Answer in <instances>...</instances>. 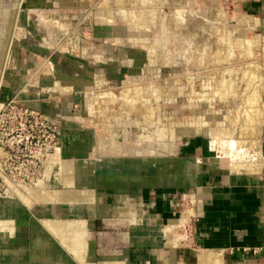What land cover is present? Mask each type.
<instances>
[{
    "label": "rangeland",
    "instance_id": "1",
    "mask_svg": "<svg viewBox=\"0 0 264 264\" xmlns=\"http://www.w3.org/2000/svg\"><path fill=\"white\" fill-rule=\"evenodd\" d=\"M10 12L17 16L13 28L9 25ZM10 33L8 51L4 53ZM1 62L5 65L1 71L0 103L3 82L16 78L11 76L14 69L24 75L23 87L27 82L38 84L43 90L47 86L51 95H55L52 90L60 87L56 101L61 100V109H67L69 115L61 114L64 118L55 119L61 130L63 122H67L69 129L75 131L76 134L66 131L70 140L79 136L80 141L71 148L63 145L57 151L65 150L66 160H71L75 149L78 152L85 144L82 153H86L90 144L91 151L77 159L76 166L85 167L78 173L83 185L75 188L69 182L59 189L91 191L92 202L100 198L109 205H114L115 196L121 193L129 204H137L135 194L142 190L141 207L147 211L153 205L150 215L153 213L151 217L159 221L154 228L142 224L132 227L117 220L119 225L111 222L115 219L105 207H96L95 216L107 221L91 222L85 238V209H64L65 216L53 219L52 216L59 215L48 208L50 204L36 205L29 188L27 193L0 192V247L4 252L10 250L6 244L8 236L16 241L19 237L8 233V220L17 217L7 212L12 201L25 210L24 214L17 211V218L32 227L38 224L32 212L44 230L35 232L32 250L33 240L26 238L29 252L22 251V257L26 255L30 260L26 264H81L70 250L85 253L89 258L87 264H198L199 252L208 251L199 248L195 236V225L204 206H198L205 196L201 190L206 192L204 189L210 188L212 193L226 185H242L244 176L249 177L251 186L264 189V128L254 129L260 151L249 163L263 166H250L248 173L224 172L229 170V159L223 154L228 150L227 141V148L212 145L206 135V130L228 128L233 118L236 120L230 127L242 124L250 116L264 117V0H0ZM43 77L44 81L49 77L45 87L39 83ZM137 87L138 96L133 92ZM9 100L22 103L18 98ZM190 124L202 125L203 129L191 131ZM172 131L181 136L173 137ZM109 141L121 145L120 153L107 149ZM135 154L152 157L159 165L164 164L162 168H167L171 178L183 180L185 177L181 178L177 171L192 162V172L198 177L196 185H122L125 189L106 186L116 172L113 166L97 167L100 172L113 171L106 174L104 184L99 182L100 185L88 178L90 173L82 163L116 159L125 160L123 168H128L130 160H136L128 157ZM59 156L56 152L55 158L51 157L53 161L60 160L58 166L50 159L47 161L44 174L47 173L48 187L51 175L60 170L63 153ZM156 166L153 164L155 169ZM92 171L94 174L96 170ZM92 184L100 187L89 190ZM26 200L29 202L25 203ZM149 200H154L153 204ZM108 210L114 216L118 209L108 206ZM69 215L77 221L66 217ZM171 223L178 226L167 230L178 240L177 245H172L174 249L165 245L162 233ZM145 233H152L150 240L136 251L141 243L130 238L134 235L145 239ZM53 247L56 255L50 254ZM2 250L0 264H7L1 257ZM222 264H264V249L224 250Z\"/></svg>",
    "mask_w": 264,
    "mask_h": 264
},
{
    "label": "crops",
    "instance_id": "2",
    "mask_svg": "<svg viewBox=\"0 0 264 264\" xmlns=\"http://www.w3.org/2000/svg\"><path fill=\"white\" fill-rule=\"evenodd\" d=\"M11 73H12L11 76L16 77V78L12 82H10V80H6L7 82H3V93L1 95V102H5L11 98H18V100H20L23 103V105H25L26 107L44 113L45 115H47L49 118H51L57 123L58 121L55 119L56 117L64 118L63 116L69 115L68 114L69 111H67V109L66 110L61 109L60 107L61 100L56 101L55 95H57V93L60 91L59 90L60 87L54 91L52 90V92L55 93V95L49 94V91H48L49 89L46 86L49 82L48 80L49 77L45 81H44L45 79L44 77L43 79H41V81L39 80V83L41 82V86H44V87L46 86V90H43V88H41L38 84L32 85L29 82L25 83V87H23L22 84H24V82L26 81V79H24V75L16 69L12 70ZM15 82L17 86L15 85ZM63 124H64V128L63 130H61L60 124L58 123L59 128H60V133H61L60 134V141H61L60 148L62 149L63 145H66L67 148H71L73 145L76 144L77 141L78 142L80 141L79 136L75 135L77 136V140H70L71 135H69L68 132L66 131L68 130L69 132L70 131L73 132L74 130L69 129L70 126H68L69 124H67V122L66 123L63 122ZM65 132L67 134V137L69 138L67 144L65 142ZM87 146H89L88 147L89 151L86 153H89L91 151L90 144H88ZM80 147L81 149L78 150V152L74 147L76 153L74 152L73 155L75 156L74 159H76V161L77 159L79 161V158L81 157L82 154H86V153H82V149L86 148L85 144ZM64 152L65 150L64 151L61 150L60 152L57 151V155L59 154L60 155L59 157H61V154L63 153V158H65L64 160H66L68 159L67 153L65 152L64 154ZM68 152L72 153V151L70 150H68ZM120 156L126 157L124 155H120ZM128 158L136 159V160H130V165L127 166L128 168H123V163L125 160H116V159L106 160L103 162L102 161H99V162L84 161L82 163L86 165L87 174L90 173L88 178L91 179V181H93L94 179L96 180L97 183L100 182L102 184H104L102 182V179H105L107 177L106 174L112 173L113 171L102 170L100 172L99 169H102V168L104 169V167L113 166L116 172L114 171L113 175L110 176L112 179L109 181L110 184H106V186L113 185L117 188L125 189L127 187H124L122 185L127 186L130 184L132 186H138L141 188L145 186L153 188L155 185L159 186V185H168V184H171L174 187L180 186V185H194V184L196 185V183L194 182H196L198 177H196V175L194 176L192 172L193 170L192 162H190L189 164L185 163V165L182 166L184 169V167L186 168V165L188 164L186 172H183V169L181 168L177 171L181 178L183 176L185 177L183 180V178L182 179L171 178L169 176L170 172L167 170V168L166 167L164 169L162 168L164 164L159 165L160 163L158 161L155 162V160H153L152 157H149L147 155H142V154L141 155L135 154V155L129 156ZM54 160L55 161L51 160L52 164L54 165L57 164L58 166L59 161L57 159H54ZM78 161H77V164H78ZM153 164L157 165L156 169L155 167H153ZM179 165L180 164H178V166ZM97 167L99 169H97ZM59 169L60 170L57 169L54 172L55 174L53 173V175H51V179H50L51 188L48 187L47 185L46 187L50 189H54V190H63L59 188L63 186L64 187L67 186L66 184L70 182V180L65 181L64 175L61 172V167ZM92 170H96L95 171L96 174L95 173L93 174ZM224 172L227 173L230 171L227 169V170H224ZM245 177L246 176L242 177L243 180H245L244 182H241L242 185L240 183H237L231 186L226 185L225 187H220L216 189V191L212 193H210V188L208 189L209 191H207V189H204L206 190V192L201 190L202 191L201 193L205 194V196L201 197V199L198 201L199 202L198 206H200V201H206V202L204 203V206L202 209V214L200 216L201 219H199L198 224L195 225L196 226L195 232L197 234V235L195 234V236L197 239L196 241L199 244V248H201L202 250H214L217 252H223L224 250L232 251L233 249H235V251L240 250V249L242 250L254 249V250L262 251L264 249V189L262 188V186H255V187L251 186L250 182H248L249 179H247L249 177L247 178ZM43 178H44V183H45L46 182L45 180L47 178V173L44 174ZM238 179L239 178H237V180ZM181 180L184 182H181ZM96 187H100V186L98 184L96 185L92 184L88 188L89 190H91V188H96ZM121 194L123 195V193ZM121 194L117 197L115 196L114 205L112 204L109 205L108 203H104V201L100 200L99 198V201L93 200V202H90L84 206L85 213L87 212V215L83 217L84 219L83 223L85 224V227H86L85 238H87L88 236L87 227L90 226L91 222H94V220H97V221L103 220L104 222L107 221L101 217L95 216L94 212H96V207L97 208L105 207L107 213L111 216V218L115 219V220H111V222H114L115 224L116 222H118L119 225L121 224V222H126V220L113 217L112 214L108 210V206H113L114 209H120L123 211H126L129 208L134 207V206L140 207L143 210V212H145L146 216L153 219L151 217V215L154 216L153 213L150 215V211H153V205H150L149 210L147 211L145 208L141 207V205H143V202H144V196L142 194V190L139 192H136L135 194L136 199L134 200L135 202H137V204H134V205H131L127 201H125L126 197L123 198ZM116 202L119 205H116ZM153 202L154 200L150 201L151 204H153ZM10 204L11 206L7 210L9 214L15 213L17 214L16 215L17 217H20L17 211L22 212L23 214L25 213L24 208H22L20 204L15 203L13 201ZM155 205H157V203H155ZM29 211L31 212V210ZM62 212L63 211H61V214H59V216H55V217L52 216V218L54 219L56 217H60L64 215L63 214L64 212L63 213ZM92 212L93 214L89 216L90 215L89 213H92ZM31 214L34 220L38 221V224L32 227H30V225L24 224L22 222V219L17 218V217L14 219L11 218L7 222L8 228H9L8 229L9 235L10 233H13L12 235L16 233V235L19 236L18 241L14 240L13 236H8V241H7L8 243L6 244L10 245V250L9 252L3 251L2 252L3 254L1 255V257H3V259L6 262H8V264H16V263L25 264L26 262L27 263L30 262L29 257H25V256L20 257L22 256V251L24 253L29 252L27 248L26 238L30 236L31 240H33V245L31 247V250H32L35 244V240H36L35 232L44 231L42 230L40 220H38L32 212ZM66 217H71L72 221L74 222L77 221L74 216L69 215ZM91 217H95V218H91ZM90 218L92 219V221L90 220ZM58 220H61V219H58ZM137 223L140 224L138 220H137ZM142 227H146L144 223L142 224ZM47 238L51 239L52 236L48 234ZM139 238H136L134 241L138 242L137 239ZM140 241L139 243L141 244H138L139 247L137 246L136 251L138 249L141 250L140 246H145L143 244L145 243V241L144 242H140ZM146 244L150 245L148 243ZM52 249L54 250V247ZM52 249L50 250V254L56 255L57 251L56 250L52 251ZM171 249H174V248H171ZM62 253L59 251V254H62ZM175 254H174V258H175ZM16 255H18L19 257H16ZM14 258L16 260H14ZM65 258H67L66 255H65Z\"/></svg>",
    "mask_w": 264,
    "mask_h": 264
},
{
    "label": "bare ground",
    "instance_id": "3",
    "mask_svg": "<svg viewBox=\"0 0 264 264\" xmlns=\"http://www.w3.org/2000/svg\"><path fill=\"white\" fill-rule=\"evenodd\" d=\"M19 2H20V0H18V3ZM75 3H73V4H75ZM101 11H103V10H101ZM8 14L11 15V19H10L9 25H11L12 28H13L14 25H15L16 17L17 16H16L15 13L13 14L11 12L8 13ZM108 18H109V16H108ZM10 37H11V33L9 35V38H8V41H7L8 42V45L5 47L4 53H7V51H8V46H9V42H10V39H11ZM3 56H4V54H3ZM4 65H5L4 62H1L0 63V80H1V73H2L1 71H3ZM130 89H131V87H130ZM133 90L134 89H132L131 91H133ZM133 92H134V95H137L138 96L139 95L138 92H140L139 91V87H137V89L135 88V90ZM130 99H132V98H130ZM128 102H130V101H128ZM125 103H127V102H125ZM257 116H256V118H257ZM258 117H260V116H258ZM254 118H255V116L253 118L250 116V117H248L246 119L247 121L242 122V124H238L236 127H235V125H233V126L230 127L231 123H234L235 120H236V118L235 119L233 118L234 120L233 119H230L229 120V124H228V128L218 130L217 131L218 133L216 131H214V130H208V131L206 130V135H208L210 137V140H211V144L212 145L213 144L214 145L216 144V145H220V146L226 147V141H227L228 150H226L223 154H224V157L225 158H228L229 159V171L231 173L234 172V171H240V172L248 173L247 171H251L250 170L251 169L250 166H254L253 168H255V166H257L259 168H261L263 166V164H261V165L249 164V163H252L253 162V160L251 159V157L253 155H255V153H257V155H258V153L260 151V144H259V141L255 138V134L256 133H255L254 129L256 127H258V126L261 127V128H264V117L263 116H262V118L260 117L261 118V119L259 118L260 120L258 118L257 119L255 118L257 121L254 120ZM146 122H148V121L146 120L145 123ZM197 125L195 124L194 126L193 125L191 126V124H190L189 125V127H190L189 129L191 131H194V132H197L196 129H200L201 127L203 129V126L202 125H201V127L199 125L198 126ZM172 134H173V137L176 136L175 138H179L181 136V134H179V132L178 133H175V132L172 131ZM107 149H110L112 151L119 152L121 150V145L119 143L114 142V141H109V143H107ZM252 149H256V150L255 151H251ZM57 150L58 149H56V150H54V152H52L51 157H53V158L55 157ZM50 160H51V158H50ZM76 165H78V164H77V161L74 160V159H71V160H61V163H60L61 172L64 175L65 181L70 180V182L72 183V185L75 188L83 185L82 184L83 181H81L82 177H80V175H78V173L81 170H84V168H85L84 166H82L81 168H78ZM186 171H187V166H186V168L184 167V172H186ZM27 191H29V192L32 191L33 201L35 202L36 205H38V204L41 205V204H45V203L50 204L48 206V208L51 209L52 211H54L55 213H57V215L61 214V211L64 212V209H67L68 210L69 208L70 209H73V211H80V210L82 211V208L84 209V206L86 204L92 202V200H91V198H92V192L91 191L81 192V191H77L76 189H74V190H54V189H50V188L46 187L43 178H41L38 181V184L36 185V187L29 188ZM27 202H29V201L26 200L25 203H27ZM205 202L206 201H200V206L202 204H204ZM61 205H64L65 208L63 206L61 207ZM36 209H37V207H36ZM113 215L115 217H117V218L126 220V222L129 225H131L132 227H136V225H138L137 220L139 222H141L140 225L144 223L145 226L148 227V228H150V227L151 228H154V226L158 222L157 220L144 217V214H143L142 209L140 207H136V206L131 207V208H129L126 211H123V210L118 209L117 212H116V214H113ZM183 226H184V223H182L181 227H183ZM174 227H178V226L175 225V224H173V223H171L168 226L167 229H165V230L162 231V233L164 234V237H166L165 239L167 241V243L165 245L167 247H169V248H175V246H172V245H177L176 242L178 241L177 239H175V238H173V237H171L170 235L167 234V230L169 231V230H171V228H174ZM72 234H70V235H72ZM150 234H152V233L145 234L148 237H146L145 239H143L144 238V236H143L142 237V241L143 240L144 241L150 240V238H149V235ZM153 234H154V232H153ZM67 236H69V235H67ZM68 239H71V238H68ZM135 239L136 238L134 237V235H132L131 238H130L131 241H134ZM137 240H138V242L140 241V239H137ZM151 240H153V237H152ZM64 241H66V240H64ZM71 242H73V241H71ZM4 243H5V241H4ZM0 244H1V241H0ZM69 244L70 243H68V245ZM73 244H74V242H73ZM157 244H159V243H155V245H157ZM80 246H81V244H80ZM68 248H69V246H68ZM1 250H2V247H0V251ZM71 252L74 255L75 259L78 260L81 264L82 263L83 264H87L89 262V258L84 255L85 253L75 252L74 250H72V251L70 250V253ZM16 257H19V256L16 255ZM20 257H22V256H20ZM25 257H26V255H25ZM42 257H44V256H42ZM14 260H16V259L14 258ZM45 264H47V263H45ZM198 264H222V252H217V251H214V250H208V251H204V252L201 251V252H199V255H198Z\"/></svg>",
    "mask_w": 264,
    "mask_h": 264
},
{
    "label": "built area",
    "instance_id": "4",
    "mask_svg": "<svg viewBox=\"0 0 264 264\" xmlns=\"http://www.w3.org/2000/svg\"><path fill=\"white\" fill-rule=\"evenodd\" d=\"M60 128L44 113L20 102L0 103V192L27 193L43 177Z\"/></svg>",
    "mask_w": 264,
    "mask_h": 264
},
{
    "label": "water",
    "instance_id": "5",
    "mask_svg": "<svg viewBox=\"0 0 264 264\" xmlns=\"http://www.w3.org/2000/svg\"><path fill=\"white\" fill-rule=\"evenodd\" d=\"M8 32H9V30H8Z\"/></svg>",
    "mask_w": 264,
    "mask_h": 264
}]
</instances>
